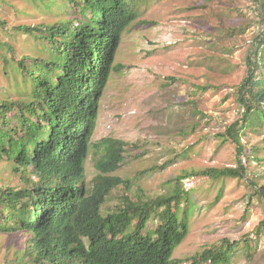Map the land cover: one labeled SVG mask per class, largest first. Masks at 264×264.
Segmentation results:
<instances>
[{"label":"trees","instance_id":"1","mask_svg":"<svg viewBox=\"0 0 264 264\" xmlns=\"http://www.w3.org/2000/svg\"><path fill=\"white\" fill-rule=\"evenodd\" d=\"M39 1L53 20L16 27L34 38L36 51L17 55L11 42L0 39L2 73L13 95L0 96V159L14 167L0 186V233L29 235L26 260L19 264H181L173 253L189 233L192 208L182 178L245 179L241 137L248 129H264V0L258 3L263 34L236 93L238 119L222 135L235 144L238 166L184 173L172 192L150 199L138 187L130 198L135 184L110 176L125 162L126 143L90 141L118 46L144 0ZM90 158L98 174L87 186ZM250 182L263 202L264 185ZM124 183L126 194L104 212ZM153 219L157 227L149 230ZM233 245L224 239L188 263L228 264Z\"/></svg>","mask_w":264,"mask_h":264},{"label":"rangeland","instance_id":"2","mask_svg":"<svg viewBox=\"0 0 264 264\" xmlns=\"http://www.w3.org/2000/svg\"><path fill=\"white\" fill-rule=\"evenodd\" d=\"M259 0H144L137 20L124 32L115 70L98 102L90 135L92 144L112 138L126 143L125 162L111 177L134 183L148 199L172 192L184 173L209 168H236V146L223 137L238 119L236 93L247 76V57L263 24ZM39 0H0V39L18 53L36 51L33 37L16 27L53 20ZM0 96L13 97L2 73ZM245 179L211 183L207 178H182L192 203L187 237L173 253L189 264L192 256L233 243L228 264H264V201L252 184L264 185V129H248L241 137ZM258 150L256 154L252 150ZM250 155V157H248ZM258 157L260 160H255ZM0 159V186L13 173ZM86 163L87 186L97 176ZM12 181L18 183V176ZM116 188L103 206L111 211L126 194ZM157 219L148 229L157 227ZM29 235L0 233V264L26 260Z\"/></svg>","mask_w":264,"mask_h":264},{"label":"clouds","instance_id":"3","mask_svg":"<svg viewBox=\"0 0 264 264\" xmlns=\"http://www.w3.org/2000/svg\"><path fill=\"white\" fill-rule=\"evenodd\" d=\"M117 55V54H116ZM114 70H115V64H114ZM109 83V82H108ZM108 85V84H107Z\"/></svg>","mask_w":264,"mask_h":264}]
</instances>
